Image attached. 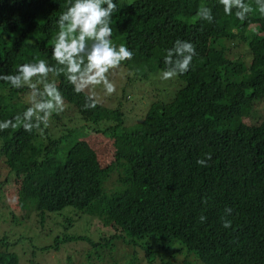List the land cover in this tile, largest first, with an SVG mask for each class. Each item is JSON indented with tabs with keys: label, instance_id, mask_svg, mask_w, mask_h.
I'll return each mask as SVG.
<instances>
[{
	"label": "trees",
	"instance_id": "trees-1",
	"mask_svg": "<svg viewBox=\"0 0 264 264\" xmlns=\"http://www.w3.org/2000/svg\"><path fill=\"white\" fill-rule=\"evenodd\" d=\"M114 2L111 39L133 51L123 63L136 76L147 80L164 71L163 57L176 39L195 45L192 67L177 75L184 85L129 120L120 107L102 103L83 110L84 94L63 75L55 78L82 127L58 135L48 128L0 131V168L7 170L4 178L0 172V187H15L18 209L35 213L41 235L48 212L72 208L98 217L97 226L111 234L94 248L114 250L115 239L141 248H131L126 264H264V16L255 0H245L253 11L244 21L235 10L225 15L219 0ZM65 6L66 0H0V74H15L34 58L55 64L51 44ZM201 6L212 9V23L198 19ZM248 54L249 64L243 60ZM29 94L0 80V121L28 107ZM60 115L72 117L63 112L50 119ZM90 128L110 138L108 164L85 139ZM205 153L212 159L201 167L197 159ZM226 207L232 209L230 228L221 222ZM64 223L60 231L74 225ZM78 239L65 234L56 240ZM13 247L0 227V264H25L26 256L41 264ZM96 256L103 260L102 250Z\"/></svg>",
	"mask_w": 264,
	"mask_h": 264
},
{
	"label": "clouds",
	"instance_id": "clouds-1",
	"mask_svg": "<svg viewBox=\"0 0 264 264\" xmlns=\"http://www.w3.org/2000/svg\"><path fill=\"white\" fill-rule=\"evenodd\" d=\"M225 15L234 14L238 20L244 21L253 11V7L245 0H219ZM261 16H264V0H255ZM118 11L114 0H66L63 10L56 21L58 32L51 44V58L55 64L46 59L34 58L32 62L18 65L15 74H0V80L14 89L29 90L28 107L17 113L12 119L0 121V131L22 127L25 132L43 131L49 126L53 113L64 111V98L55 78L63 75L76 94H84L83 110L95 109L101 101L91 89L103 86L105 95L116 92V85L109 76L121 66V62L131 61L132 50L124 44L116 45L112 41V16ZM201 21L212 23L214 15L208 6H201L197 13ZM197 55L195 45L183 39H176L163 57L165 70L161 79L171 80L183 75L192 67L193 58ZM134 75V73H129ZM43 125V128H42ZM212 159L211 153L197 159V164L207 167ZM203 202L207 203V198ZM232 209L226 207L221 217L222 227L230 228ZM207 217L199 216L204 223Z\"/></svg>",
	"mask_w": 264,
	"mask_h": 264
},
{
	"label": "rangeland",
	"instance_id": "rangeland-1",
	"mask_svg": "<svg viewBox=\"0 0 264 264\" xmlns=\"http://www.w3.org/2000/svg\"><path fill=\"white\" fill-rule=\"evenodd\" d=\"M134 0H121L123 3H129ZM246 49L242 48V52ZM247 64L251 62V55L248 54L246 58H243ZM129 67L121 62V66L110 73V80L116 85V92L112 95H105L103 86H94L91 90L95 92L97 98L102 104L110 108L120 107L126 113V118L130 120V116H136L140 119L149 108L152 101L158 98L163 99L167 93H173L184 85V82L180 80L178 76L171 80L164 81L161 79V73L163 71L158 70L153 72L149 79L145 80L138 76L129 75L133 71L128 70ZM65 104V103H64ZM72 106V105H71ZM75 109V108H74ZM77 115L80 116L77 109H75ZM63 112H70L71 116L60 115V119H50L48 130L53 135L69 133L68 128L74 129L82 127L83 122L79 121L77 117L66 104ZM61 112V114L63 113ZM128 112V114H127ZM81 117V116H80ZM58 123L60 126L56 125ZM66 124V125H62ZM93 127V126H92ZM64 132H60V130ZM90 135L85 139L89 142L93 149L98 153L99 160L103 165L108 164L113 159V144L109 137L103 133H94L90 129H86ZM0 163L1 158H0ZM2 178L6 176L7 170L3 165L0 168ZM117 174H113V177L109 180V185L115 181ZM10 182H11V177ZM2 185V182L0 183ZM6 192V196L4 197ZM2 189L0 187V227L1 230L7 235V240L14 245V249L23 255L24 249L30 256L34 258L35 262L41 264H126L132 257V249L135 251H141V248L135 246H128L121 239H115V249L108 251L107 248L100 249V246L94 248L100 242H105L104 239L111 234L109 229L98 227V217L84 213L82 211L66 208L59 212H48V221L44 227L46 233L41 235L38 233L36 215L32 210H19L18 201L15 194L14 186H6ZM7 203L12 206H7ZM73 212V216L71 212ZM29 211L32 212L29 214ZM14 213V215H13ZM73 221L74 225L70 230L64 229L60 231L65 225L64 221ZM82 236L83 239L74 240V242L60 243V240H56L62 235ZM74 234V235H73ZM18 242V244H14ZM92 244V245H91ZM59 245V247H58ZM45 246H52L48 252L42 250ZM132 248V249H131ZM102 250L103 260H98L96 253ZM140 252V253H141ZM72 256V262H64ZM29 257L24 258L25 264H31ZM64 259V261H62ZM138 260V259H137ZM145 263V260H144ZM133 264H140L139 260Z\"/></svg>",
	"mask_w": 264,
	"mask_h": 264
}]
</instances>
